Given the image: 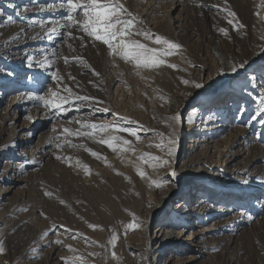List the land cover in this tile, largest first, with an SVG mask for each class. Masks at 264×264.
<instances>
[{
	"label": "rangeland",
	"instance_id": "rangeland-1",
	"mask_svg": "<svg viewBox=\"0 0 264 264\" xmlns=\"http://www.w3.org/2000/svg\"><path fill=\"white\" fill-rule=\"evenodd\" d=\"M60 2L0 0V168L5 161L19 165L12 179L0 180V217L7 221L6 229L0 232L5 249L0 254V264H51L57 252L65 259L84 256L87 264H128L129 243L148 248L149 236L164 220L162 207L167 203L175 206L181 199L179 194L164 199L166 188L180 190L181 179L187 175L181 174L192 169L197 170L196 175L206 173L219 189L236 191L235 194L230 191L232 194L226 199L213 197L215 192L207 190L210 202L218 207L216 211L232 205L244 213L238 216L236 211L217 212L212 218L216 222L229 220L231 216L235 221L243 220L233 243L212 247L211 262L201 261L209 257L204 255L188 264H264V123H261L264 113L252 119L264 97V6H261L264 0H120L143 21L144 29L153 34V39L158 34L182 46L164 58L165 65L151 70L137 69L133 63L109 55L105 45L93 42L77 30L78 26L58 27L66 23L62 17L67 15L58 8ZM81 13L82 9H78L77 19L82 18ZM41 22L55 31L35 41ZM67 32L72 37L66 36ZM134 38L158 47L151 39ZM29 57L33 62L46 63L45 67H28ZM239 64L245 66L233 73L231 68ZM50 73H56L60 81L53 80ZM253 74L254 78L250 79ZM32 76L43 80L44 90L35 91L39 85L30 79ZM183 80L190 83L185 85ZM195 83L204 87L197 89ZM65 86L74 94L95 99L73 100L71 105H64L66 112L59 113L41 101L28 99L30 91L50 97L49 89L66 96ZM80 103L83 106L75 110ZM204 106L220 109L212 112L211 119L223 121L201 124L199 116L189 118V114L199 112ZM105 107L110 109L108 113L96 110ZM177 115L179 124L172 119ZM121 117L135 119V123L122 121ZM77 121H117L122 128L134 130L138 126L135 132L148 126V133H137L139 140L123 131L110 129L97 133L98 138L115 134L130 141L131 145L122 146L129 151L120 148L113 151L86 137H66L63 128L75 130L80 127ZM193 121L204 130L198 133L200 141L191 149L185 138V124ZM218 123L225 127L211 129ZM14 136L27 139L20 146L21 152L18 148L7 151ZM56 136L60 139L56 140ZM170 136L176 141L171 145L176 148L172 156L167 155ZM65 139L75 145L83 144L100 157H93L84 148L69 147L63 143ZM58 143L63 146L57 148ZM160 143L165 145L164 150L155 147ZM236 149L241 155L227 165L222 163ZM22 152L24 156L20 160L11 157ZM144 153L167 160L168 164L161 166L156 161L140 159ZM191 156H201L202 163L190 166L186 160ZM136 159L145 166L144 180L137 178L138 175L131 176L130 163ZM82 165H87V174ZM177 169H180L176 173L180 182L171 175ZM153 181L163 183L157 187ZM196 185L185 190L190 193L192 203L200 196ZM249 186L255 188L252 196L237 202V195ZM46 192L51 195H45ZM123 215L126 220H119ZM133 219L140 226L125 231L127 221ZM89 224L98 227L92 229ZM113 233L118 237L114 247L108 244ZM212 233L215 239L223 230ZM55 239L61 241L58 246ZM113 251L118 260L111 258ZM182 255L185 254L178 256L183 258Z\"/></svg>",
	"mask_w": 264,
	"mask_h": 264
},
{
	"label": "snow or ice",
	"instance_id": "snow-or-ice-1",
	"mask_svg": "<svg viewBox=\"0 0 264 264\" xmlns=\"http://www.w3.org/2000/svg\"><path fill=\"white\" fill-rule=\"evenodd\" d=\"M261 6H264L262 4ZM59 9L65 10L67 12L66 16L62 17V20L66 21V23L58 24V27L63 28H73L74 26H78L77 30L82 31L86 34L93 42H100L105 45L109 49V55L119 57L126 62H131L135 65L137 69H156L166 64V60L164 59L167 56H171L176 53L178 49L182 46L176 42L171 41L170 39L161 36L154 35L146 31L143 27V21L138 20L128 9L120 2V0H61L58 5ZM78 9H82L81 19H77L76 13ZM229 15H234L233 13H229ZM9 21H11V17H9ZM231 24L232 21L229 20ZM41 27H44L43 22H41ZM55 28H48L47 32H54ZM221 32H224V29H220ZM66 36L72 37L71 32L65 33ZM140 36L145 39H151L152 43L157 45L158 47H151L146 43L141 42V40L135 39L134 37ZM75 38V37H73ZM83 46V45H82ZM264 51V49H262ZM28 67H40L44 68V62H33L32 58L29 57ZM78 60L80 58H77ZM65 63H68V58L65 57ZM50 66V64L48 65ZM168 67L175 68V65L167 64ZM245 64L234 65L231 68L233 73L237 72L238 69L243 68ZM95 74V73H94ZM50 76L53 80L59 82L60 77L57 76L56 73H50ZM250 79L254 78V74L249 77ZM31 80H34L38 83L39 87L35 90L36 92L42 91L45 89V85L43 80L39 79L36 76L30 77ZM185 85H188L190 82L188 80L182 81ZM194 87L200 89L204 87L201 83H195ZM50 92V97H45L44 95H36L33 92H29L28 99H34L37 101H41L45 107L55 108L59 112H66L68 109L64 108V105H71L74 101L85 102L92 101L95 98L86 96V95H78L74 94L70 88L67 86L64 87V91L67 92L66 96L60 95L58 92L48 90ZM99 103V102H98ZM261 107L256 112L255 115L252 116V119H256L257 116L264 113V97H262L259 101ZM83 104H77L76 109L79 111L80 107ZM97 111L108 113L110 111L109 108H98ZM243 108L240 109V114L243 113ZM113 116H117V113H112ZM177 117L173 116L172 119L175 120ZM239 118V115L237 116ZM31 119V117H28ZM120 120L126 121L128 123H135L134 121L129 120L128 118L121 117ZM80 124V127L72 130L70 128H63V133L66 137H86L90 140L98 142L100 144L107 145V147L113 151H116L117 148H120L121 151H129V148L122 147L130 144V141L124 139L123 137L115 134L108 135L107 138L97 137V133H106L111 129L112 132H127L131 136L136 137L137 140L140 137L137 133L128 128H122L120 123L117 121L112 122H90V121H77ZM261 123H264V120H261ZM55 131V129H53ZM56 140H59L60 137L56 136ZM174 137L170 136L168 139V147H167V155L172 156L175 152V149L171 147V145L175 144ZM64 144H68L69 147L76 148H84L85 151H88L93 157L99 158L100 154L92 151L91 149L85 148L83 144L75 145L72 144L67 139L64 140ZM62 143L56 144L57 148L62 147ZM155 147L164 150L165 145L163 143L155 145ZM140 159L148 160V161H156L159 165L165 166L168 164L167 160H162L158 157H153L148 153H144ZM79 163V161H77ZM85 173L88 172L87 165H82ZM138 175L144 177L145 173L140 169H137ZM173 177L176 176L175 171L171 172ZM152 183L156 184L157 187H160L163 182L161 181H153ZM45 195H51V193L46 192ZM63 204L64 201H61ZM43 216L44 213H41ZM251 219V217H249ZM90 228L95 229L98 226L89 224ZM139 222L133 219L132 222L127 223L125 226V231L135 230L139 227ZM46 235V233H45ZM75 238V237H73ZM117 235L113 233L111 235L108 244L112 247L115 246L117 242ZM55 243L60 244L61 241L57 240ZM95 243V242H93ZM70 251L75 252V249H69ZM5 249L3 246V241H0V254L4 253ZM89 256H96L98 253H88ZM111 257L114 260H118L119 257L113 251L111 253ZM64 259V264H87V261L84 256H74Z\"/></svg>",
	"mask_w": 264,
	"mask_h": 264
},
{
	"label": "bare ground",
	"instance_id": "bare-ground-1",
	"mask_svg": "<svg viewBox=\"0 0 264 264\" xmlns=\"http://www.w3.org/2000/svg\"><path fill=\"white\" fill-rule=\"evenodd\" d=\"M51 27H52L51 25H49V26L47 25V26L42 27L35 34L36 35L35 41L40 40L41 36L46 35L48 33L47 29L51 28ZM19 36L21 37V31L19 33ZM22 41L23 40H21V42ZM4 88H8V87L1 86V89H4ZM154 105H156V104H154ZM209 106H204L203 108H201L199 110V112L197 111L196 113L193 112V114H189L188 115L189 118H192L195 115L199 116L198 120H202L201 124L207 123L209 121L214 122L216 120L218 122H222L223 120L221 118H217L216 120L211 119V116L213 115L212 112L213 111L218 112L220 109L210 110ZM233 112H234L233 109H231L229 111V113H231V114ZM222 114H224V112ZM176 117H177L176 122H178V124H179L180 116L177 115ZM133 120L135 121V119H133ZM197 122H199V121H197ZM141 125H143V124H141ZM185 125L187 127V129L185 130V138L187 136V138H188L187 142L191 143L189 145V148L193 149L200 141L199 137H198V133L203 131L204 128L198 127L199 123H196V121H193L189 124L186 123ZM144 126H146V125H144ZM221 127H225L224 124L222 125V124L218 123V124L214 125L211 129H218ZM147 128H148V126L145 129L144 128H140V129L138 128L139 130H137L136 133L143 134V133H145ZM135 129L133 131H135ZM20 139H23V140H20ZM25 141H27L26 138L25 139L21 138V137L18 138V136L12 137L9 140V150H7V151H10L12 148H18L17 150L21 152L20 146H22L24 143H26ZM214 143H216V142H214ZM138 148H136V149H138ZM226 148H228V146ZM241 148H242V146H241ZM174 149L176 150V148H174ZM7 151H5V153ZM240 152L241 151L238 152V150L237 151L233 150V151L229 152L231 154L229 156H227L226 159H223L222 163H225V165L228 164L227 162L231 163L232 161H234L237 157H239L241 155ZM23 154H24L23 152L21 154H17V155L13 154V156H11V157L13 159L15 158L16 160H20L23 158V156H24ZM115 154H117V153H115ZM201 156H197V157L191 156L190 159H187L186 161L190 162V164H189L190 166H195L198 163H202ZM114 158L116 159V156ZM117 159H119V158H117ZM210 167L213 168L215 166H210ZM15 168H19V165L18 164H12L10 162L5 161L3 163V167L0 168V180L1 181H8V180L12 179L13 178L12 175L16 171ZM130 169L132 171L131 176L138 175L137 169H140L141 171H143L145 173L144 177H141L140 175H138L137 178L139 177L140 179L144 180L143 178H145L147 176L144 164H142V162H140L137 159L130 163ZM215 169H216V167H215ZM177 171H175V173H179L180 169L179 170L177 169ZM196 171L194 169H192L190 172L192 174H190V173H188V171L186 172V170H184L185 173L181 174V176H184V174H187V175L181 179L180 190H174V188L172 186L166 188V193L164 194V199H170L171 197L177 196L179 194V196H181V195L185 196L187 200L185 198H184L185 200L182 199V196H181V199H179V201L177 202V204H175V206L174 205L170 206L169 203H167V205H165V206L162 205L163 206L162 211H164L165 217H164V220L161 222V224L157 225L155 230L149 236L148 248L136 245L138 243H136V244H134V242L129 243V245H130L129 248H131L130 249L131 257H128V260H127L128 264H132L133 261L136 264L137 263H140V264H188V263H192L196 260L202 259L204 255L209 256L210 252H211L210 251L211 248L214 247L216 244H220V243L225 244L226 243L225 246H227V245L233 243V241H234L233 238H234V235L236 234L235 232L239 229L238 227L243 223V220H241V218H240L237 221H235V220H233L234 218H232V216H231L229 218V220L216 222L212 218L216 215L217 212L222 213V211H224V212L236 211L235 214H237L239 216V215H242L244 213V210L238 209V207L236 208V206L231 205V207H227V209H225V210H221L222 208L219 207L220 211H216V208L218 209V207L213 205L212 202H210V200H209L210 198L206 195V192H207V190L210 189L212 192H215L213 194V197L214 196L217 197L219 195L220 197H224V198L228 199V198H230L228 196H230L232 194V193H230V191H232L233 194H235L236 191L230 190V188L228 189L226 187H221L222 189H219L220 187H216V185L214 184L215 182L214 183L211 182L210 179L205 175L206 173L205 174L203 173L202 175H196V174H194V173H196ZM222 171H224V173H227L226 170H222ZM221 175H222V177H224V174H221ZM173 178L174 179L177 178V180L180 182V179H178V176H175ZM194 185H196L195 186L197 188L196 190L199 191L200 196H198L195 199V201L192 203L191 202L192 198H191L190 193L189 192H188L189 194L186 193L185 190L190 189ZM254 189L255 188L253 186L252 187L249 186V188H244V190L241 191L242 194L237 195V197H236L237 202H239L241 200L244 201L249 196H252ZM129 192L130 191H128V194H129ZM193 198H194V196H193ZM1 204H2V202H1ZM154 204H156V203H154ZM251 204L254 205V203H251ZM160 205L161 204L159 203V206ZM125 218H126V216L123 215L122 217H120L119 220H121V219L124 220ZM236 218H237V216H236ZM3 219H4V217H3ZM3 219H2V217H0V232L3 231L4 229H6L5 227H7V221L3 220ZM127 223H128V221H127ZM218 229H222L223 234L214 239L212 237V234H213L212 232L216 231ZM188 230H190V232L188 234H186V232ZM43 234H45V233H43ZM41 236L42 235L40 234V237ZM36 238H38V237H36ZM42 238L44 239L45 237L43 236ZM34 239L35 238H33L32 241H34ZM47 239H50V238H47ZM45 240H46V238L44 239V241ZM56 240L57 239H55L54 241H56ZM54 245H55V243H54ZM56 245L58 246V244H56ZM25 248H26V246H25ZM29 249H31V248H29ZM49 252H51V251H49ZM32 254H34V253H32ZM179 254H185L184 255L185 257L182 255L183 256V258H182V257L178 256ZM28 255H30V253H27V256ZM62 258H63V256L59 255L57 252L55 254V257L53 258V259H55V261H53L54 263H51V264L62 263V261H64V259H62ZM201 261L211 262V258L209 256V257L202 259ZM29 264H31V263H29ZM77 264H79V262Z\"/></svg>",
	"mask_w": 264,
	"mask_h": 264
}]
</instances>
